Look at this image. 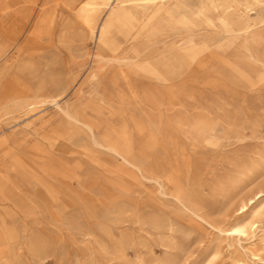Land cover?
<instances>
[{
    "label": "rangeland",
    "instance_id": "rangeland-1",
    "mask_svg": "<svg viewBox=\"0 0 264 264\" xmlns=\"http://www.w3.org/2000/svg\"><path fill=\"white\" fill-rule=\"evenodd\" d=\"M86 1L30 0L21 27L0 16V264H264V0H164L112 32L141 70L93 59ZM58 106L104 143L128 121L144 177ZM176 109L208 116L213 139L173 131ZM176 180L203 222L171 199Z\"/></svg>",
    "mask_w": 264,
    "mask_h": 264
},
{
    "label": "bare ground",
    "instance_id": "bare-ground-1",
    "mask_svg": "<svg viewBox=\"0 0 264 264\" xmlns=\"http://www.w3.org/2000/svg\"><path fill=\"white\" fill-rule=\"evenodd\" d=\"M29 1L30 0H0V16L2 14L8 17L15 16L17 19L16 25L20 27L23 26L24 14L21 10L24 4ZM165 4L166 2L164 0H88L84 2L79 9V16L87 27L90 35L96 36L95 50L92 52L93 59L125 66L132 64L137 70H141V60L135 61L134 57L130 56L117 57L113 53V47L111 45L112 32L115 31L123 37L132 35L133 30L138 26V18L146 17L152 19L159 14L161 9L163 10L162 7H164ZM156 5L157 9L150 11V9H152L153 6L156 7ZM245 49L250 55L253 56L255 54V50H253L250 45H245ZM171 102V99H167L166 102H163L156 95L150 100V103L157 109H161V107L165 105L171 106ZM58 107L70 120L79 124L87 131L95 145L104 147L108 151L119 155L124 162L123 166H131L144 177L143 170H145V168L143 164L130 152L134 148L135 143L132 140L133 132L130 129L128 121L124 120L123 125L115 131L117 136L116 140L104 143L99 138L98 129L92 122L82 119L68 106V108ZM183 111L184 110L176 109L175 116L167 118L165 121L167 126L185 139L195 140L202 137H205L208 141L213 139V126L208 116L199 112L189 117L185 115ZM133 131L138 134L142 142H147V134L137 127L134 128ZM149 175V178L157 183L161 190L165 189L157 175L153 173H149ZM172 188L173 191L170 193V197L177 205L189 213L193 218L200 219L201 221L205 220L195 204L193 194L190 190L185 188L181 181H173ZM263 191L264 188L261 192ZM261 192H256L252 197L248 198L246 202L238 208L239 212L242 214L246 210L248 204L253 203L255 199L260 197ZM256 229L255 221H251L247 225L237 224L232 227L230 234L247 235L248 231L254 234Z\"/></svg>",
    "mask_w": 264,
    "mask_h": 264
}]
</instances>
